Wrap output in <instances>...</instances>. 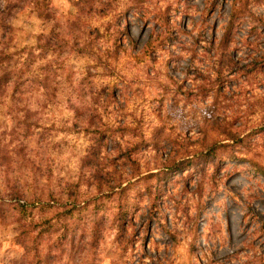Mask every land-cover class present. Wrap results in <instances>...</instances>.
Returning <instances> with one entry per match:
<instances>
[{
	"label": "clouds",
	"instance_id": "obj_1",
	"mask_svg": "<svg viewBox=\"0 0 264 264\" xmlns=\"http://www.w3.org/2000/svg\"><path fill=\"white\" fill-rule=\"evenodd\" d=\"M219 2L197 0L185 24L181 0H28L15 39L0 19V52L75 28L110 37L87 40V73H31L0 96V264H264V0L212 15ZM145 26L152 50L109 66ZM34 205L86 211L42 243Z\"/></svg>",
	"mask_w": 264,
	"mask_h": 264
},
{
	"label": "rangeland",
	"instance_id": "obj_2",
	"mask_svg": "<svg viewBox=\"0 0 264 264\" xmlns=\"http://www.w3.org/2000/svg\"><path fill=\"white\" fill-rule=\"evenodd\" d=\"M202 3L203 0H201V4ZM139 4L142 9H144L145 11L148 10L147 5L149 4V0H139ZM181 5L184 8V15L188 17V20L185 21V24H187L192 19L191 17L192 12L197 10L198 8L197 0H181ZM228 7H229V0H220L219 3L214 4L212 15H215L217 11L227 12ZM28 8H29L28 0H7L5 11L3 13H0V19L3 20V27L5 29V32L6 33L10 32L12 34L11 35L12 39L16 38L18 22L20 21L22 15L26 13ZM172 10H173L172 6L169 5L168 8L163 13L162 17L160 15L157 16V19H161V18L163 19L164 26L167 28V31L164 34L165 43L167 42L166 37L168 35H171V28L167 26L171 25L172 22V17H171ZM176 11L177 14H179V9H176ZM105 15H107V13H105ZM217 27H219V25H217ZM70 31L72 34L76 35L75 40L70 39L69 36H60V35H56L49 38L46 37L43 33L28 37V39L34 40L35 44L36 43L41 44L42 42L49 40L50 44H52L51 48L54 50L53 52H51V54H49V52L48 54L47 52H45L44 53L45 55H43L41 58L35 61V66L37 64L45 65L49 62L51 64V68L55 69V73L57 74V76L55 77L56 79H59L60 75L64 74L65 78L69 81L73 80L76 77L77 72L81 70V65H83L82 70L85 73L88 72V66L86 62L93 59L92 49L95 48V44L106 43L110 39V37L106 36L105 34H101L99 29L87 33H81L78 28L71 29ZM112 31H113L112 28L105 29L106 33H111ZM93 37L95 38V44L89 46L87 40ZM145 37H147V39H145ZM178 39H179V34L177 35V40ZM156 43H157L156 39L152 35L148 34L147 26H145V29L143 30V33L139 38V40L131 41L130 49H125L121 41L117 39L116 40L117 53L115 56L107 57V62L109 66L115 63L117 67H119L121 64L124 63H130L140 55H147L152 50L153 45H155ZM54 47L56 49H54ZM129 53H132V55H129ZM52 58H58V59H52ZM40 62H46V63L41 64ZM164 131H167V129H165ZM215 131L216 129H212L210 135L212 132ZM125 135H127V133ZM104 140L106 142L107 137L104 138ZM189 147L192 146L189 145ZM136 156L137 153L133 152L131 153L130 159H134ZM140 170L143 171L142 166ZM259 175L261 177H264L261 173H259ZM155 180L156 177L149 176L146 178L145 182L154 183ZM148 191H149V195L156 197L157 189L149 188ZM55 212L56 209L53 206L50 207L48 205H43L40 208L33 207L31 208V210L27 209L24 211L23 214L25 216V219H27L28 217H32L33 219H36L37 216L40 217L39 223L35 224L36 229H38L37 226H40L47 220L49 222H53L54 220L52 217L54 216ZM80 214H82V212Z\"/></svg>",
	"mask_w": 264,
	"mask_h": 264
},
{
	"label": "trees",
	"instance_id": "obj_3",
	"mask_svg": "<svg viewBox=\"0 0 264 264\" xmlns=\"http://www.w3.org/2000/svg\"><path fill=\"white\" fill-rule=\"evenodd\" d=\"M54 44V43H53ZM50 41H44L41 44H34L31 47H25L23 49H19L15 54L12 52L10 48H6L3 52H0V96L8 94V90L11 87V94L9 95V99L15 100L17 97L22 96L24 93L22 92V85L20 84V80L24 77H29V74L35 73V79L39 80L41 77L47 76L49 80L55 78L57 74L55 73V69L51 68V64L48 62L47 64L40 65L39 68L35 67V61L41 58L44 53L53 52L54 50L51 48ZM54 49H56L54 47ZM63 51V50H61ZM27 55L28 60L24 62L23 69L20 68V60L17 59V56ZM31 78V77H29ZM25 83L28 82L27 79L24 80ZM107 136L105 135L104 138ZM219 148H215L214 152H219ZM259 169V166L256 165ZM259 173L264 176V169H259ZM149 193V191H148ZM151 194V193H150ZM43 206V205H41ZM41 206H33L35 208H40ZM51 207V205H48ZM32 207V208H33ZM56 212L54 213L53 222H49L48 220L37 226L40 229L39 236L41 242H44L45 237L56 238L58 233L63 230L68 223L80 219V222H83L85 209H77L71 208L70 211H66L64 206L60 208H56ZM27 208L24 209V211ZM82 212V214H80ZM36 225H34V228Z\"/></svg>",
	"mask_w": 264,
	"mask_h": 264
}]
</instances>
